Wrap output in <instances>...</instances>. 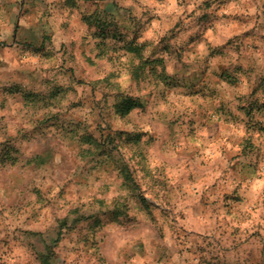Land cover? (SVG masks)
Segmentation results:
<instances>
[{
    "label": "rangeland",
    "instance_id": "1",
    "mask_svg": "<svg viewBox=\"0 0 264 264\" xmlns=\"http://www.w3.org/2000/svg\"><path fill=\"white\" fill-rule=\"evenodd\" d=\"M43 260L264 264V0H0V264Z\"/></svg>",
    "mask_w": 264,
    "mask_h": 264
},
{
    "label": "crops",
    "instance_id": "2",
    "mask_svg": "<svg viewBox=\"0 0 264 264\" xmlns=\"http://www.w3.org/2000/svg\"><path fill=\"white\" fill-rule=\"evenodd\" d=\"M31 24H28V29L27 31L24 33L27 37V40H28V44H31V46H36L37 43H38V37H36L34 34H32V32L30 31H33V30H40L41 27H42V23L39 22L37 19H34L33 22H29Z\"/></svg>",
    "mask_w": 264,
    "mask_h": 264
},
{
    "label": "trees",
    "instance_id": "3",
    "mask_svg": "<svg viewBox=\"0 0 264 264\" xmlns=\"http://www.w3.org/2000/svg\"><path fill=\"white\" fill-rule=\"evenodd\" d=\"M136 105H137V103L134 100H132L130 98H126V102H125L124 106H122V107L125 111H128ZM43 261L46 262L45 264H51L50 260H43Z\"/></svg>",
    "mask_w": 264,
    "mask_h": 264
}]
</instances>
